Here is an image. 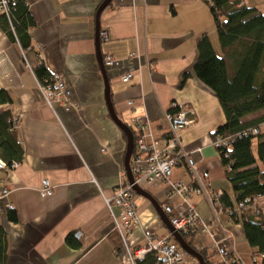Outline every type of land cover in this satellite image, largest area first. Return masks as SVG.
Masks as SVG:
<instances>
[{"label": "crops", "instance_id": "0c3cea01", "mask_svg": "<svg viewBox=\"0 0 264 264\" xmlns=\"http://www.w3.org/2000/svg\"><path fill=\"white\" fill-rule=\"evenodd\" d=\"M103 1L25 0L34 21L29 51L9 38L0 18V88L11 99V103L0 104V112L8 111L18 118L15 130L23 149L22 160L12 162L17 164L15 169L0 170V191L8 190L1 200L4 251L0 264H131L123 250L115 247L112 218L104 202L113 196L122 175L126 176L127 141L105 102L95 20ZM229 3L264 13V0ZM203 33L215 54L222 56L206 0H110L99 15L102 63L107 56L115 61L104 66L114 113L132 134H136L134 119L149 121L147 140H155L163 148L168 137L164 117L171 104L190 110L194 123L179 132L181 142L188 151L201 149L191 157L209 174L210 189L226 193L237 210L225 169L211 145L212 133L224 123V114L212 91L193 71L198 57L196 39ZM39 64L48 74L61 76L69 91L67 110L59 104H45L33 72ZM127 73L133 76L124 83L120 78ZM184 74L187 78L180 85ZM257 77L264 79V67ZM130 101L131 107L127 104ZM242 121L263 122L264 109ZM173 178L190 184L184 163L173 169ZM44 179L53 186V193L41 198L38 189ZM139 187L160 206L180 203L177 196L168 195L165 183L143 182ZM200 197L193 195L190 201L214 238L220 241L227 236L247 264H252L253 256L264 264V256L256 255L248 245L242 224L221 215L225 233L219 232L209 207V214L198 211ZM7 203L13 206L15 221L9 219ZM135 203L139 225L129 235L131 246L144 242L142 229L157 236L169 232L150 202L136 195ZM254 204L264 219V194L255 198ZM113 212L117 213L116 209ZM77 231L81 233L79 239L75 237ZM69 235L74 246L67 242ZM186 239L207 250L206 264H221L212 252L213 239L206 233L197 230L194 237L188 235ZM183 264L199 263L193 257L184 258Z\"/></svg>", "mask_w": 264, "mask_h": 264}, {"label": "trees", "instance_id": "16d2710c", "mask_svg": "<svg viewBox=\"0 0 264 264\" xmlns=\"http://www.w3.org/2000/svg\"><path fill=\"white\" fill-rule=\"evenodd\" d=\"M6 2L8 13L0 14L3 29L22 50L29 51L32 49L30 29L34 27V21L25 0ZM206 5L222 56L215 54L207 34L203 33L196 39L198 57L193 71L212 91L224 114V123L212 133V140L227 135L234 137L229 148H216V151L238 207L247 198L255 199L264 194V131L260 129L264 121L259 124L242 121L247 115L264 109V79L257 80L258 73L264 67V13L244 6L232 7L229 0H206ZM33 72L40 82L50 77L42 64L35 66ZM186 78L187 74H184L180 85H183ZM8 103H11L8 93L0 88V104ZM11 120L10 112H0V155L8 166L23 158V149L16 130L12 129ZM253 128H259L256 135L250 132ZM133 136L135 140L134 133ZM219 204L224 219L240 222L248 245L255 249L256 255L264 256V219L259 211L249 206L235 210L226 193L220 197ZM249 210H252L251 214ZM229 212L233 214L229 215ZM9 219L16 220L11 211ZM113 233L115 247L121 251L120 238L116 232ZM181 235L205 262L208 261L207 250L198 249L191 240H187L186 237L190 234L181 232ZM194 235L195 233H191L190 236ZM67 240L74 246L71 235ZM3 251L4 244L0 236V259ZM212 252L215 253V250Z\"/></svg>", "mask_w": 264, "mask_h": 264}, {"label": "built area", "instance_id": "2783aa9c", "mask_svg": "<svg viewBox=\"0 0 264 264\" xmlns=\"http://www.w3.org/2000/svg\"><path fill=\"white\" fill-rule=\"evenodd\" d=\"M6 0H0V14H7ZM104 38V33L101 34ZM104 66L114 64V59L110 56L103 58ZM133 74L127 73L121 76L124 83L132 79ZM37 88L40 91L46 105L53 107L55 104L61 105L65 110L69 108L67 97L69 91L59 74H52L48 79L42 82L38 81ZM129 107L133 105L132 101L127 103ZM191 111L188 109L178 108L176 103L171 104V109L165 114V121L168 127V137L165 140L163 148L158 147L155 140L148 141L149 121L141 118L134 119L133 126L135 131V140L133 151L130 157V171L133 176L134 184L140 183H165L169 189V196H177L180 203L176 206L162 204L161 210L167 217L170 226L174 231L181 234L195 233L197 230L206 233L213 239V249L220 259L221 264H247L246 261L236 252L227 236L223 239L216 240L209 226L206 225L199 217L193 203L190 201L193 195H201L205 198L210 213L215 223V229L221 233H225L224 224L221 216V207L219 199L223 195L222 191H213L209 187V174L199 167V162L195 161L191 155L193 153H201V149L197 148L188 151L184 148L179 132L186 127L191 126L194 121L190 118ZM12 129H16L18 118L12 116ZM260 129L264 131V124ZM259 128L250 130L252 134H257ZM234 137L231 135L215 137L211 145L216 148L227 149L230 147ZM184 163L185 168L190 176V184L182 183L173 178V169ZM17 167L16 163L9 166L0 159V170L11 171ZM229 170V168H227ZM121 181L110 198H105L104 202L110 212L112 218V229L116 232L122 243V250L127 255L131 264H183V251L175 243L172 234L157 236L147 229H142L144 242L138 246H131L129 243V235L139 225L137 214V206L135 203L136 194L132 190V185L127 182L126 176L123 174ZM8 190L0 191V210L1 200L7 196ZM53 186L46 179L41 181L38 194L41 198L51 196ZM255 199H246L239 203L238 208L244 209L249 206L255 209ZM5 208L9 211L13 210L11 204H6ZM116 209L117 213L113 210ZM233 212H229V215ZM227 217V216H226ZM75 237H81L80 231L75 233ZM252 264H260L257 256L251 257Z\"/></svg>", "mask_w": 264, "mask_h": 264}, {"label": "water", "instance_id": "95a60500", "mask_svg": "<svg viewBox=\"0 0 264 264\" xmlns=\"http://www.w3.org/2000/svg\"><path fill=\"white\" fill-rule=\"evenodd\" d=\"M109 2H110V0H104L96 12V17H95V20H96V49H97V55L100 59L99 63L101 66V72H102L104 83H105V102L107 105L109 115H110L111 119L113 120V122L115 123V125L126 136L127 142H126V152H125V157H124V169H125L127 181L130 185H132V190L134 191V193L136 195L144 197L148 202H150L152 204V206L154 207L156 212L159 214L161 221L168 228L169 232L172 234L174 241L179 245V247L186 254L191 255L195 259H197L199 264H206L203 257L196 250H194L191 246H189V244H187V242L183 239L182 235L173 230V228L170 226L166 216L162 213V211L160 209V205L157 203L156 199H154L150 193L142 190L138 185L134 184L133 176H132V173L130 171V163H129L130 157H131V154L133 151V146H134L133 134L130 131V129L128 128V126L126 124H124L117 117V115L114 113V110H113V107L111 105L110 98H109V84H108V80H107V77L105 74L104 65L102 63L100 51H99V15H100L101 11L109 4Z\"/></svg>", "mask_w": 264, "mask_h": 264}, {"label": "rangeland", "instance_id": "374dc122", "mask_svg": "<svg viewBox=\"0 0 264 264\" xmlns=\"http://www.w3.org/2000/svg\"><path fill=\"white\" fill-rule=\"evenodd\" d=\"M201 199H202V201L199 203L198 211L200 213H202V214H204V213L205 214H209V212H208V206L206 207V205H207L206 200L204 199V197H202ZM183 255H184V258L193 259V257H191L190 255H188V254H186L184 252H183Z\"/></svg>", "mask_w": 264, "mask_h": 264}, {"label": "bare ground", "instance_id": "6f19581e", "mask_svg": "<svg viewBox=\"0 0 264 264\" xmlns=\"http://www.w3.org/2000/svg\"><path fill=\"white\" fill-rule=\"evenodd\" d=\"M133 132V131H132ZM237 203V202H236ZM237 214V213H236ZM191 235V234H190ZM188 236V235H187ZM183 239H184V237H183ZM188 243V242H187ZM190 243V242H189Z\"/></svg>", "mask_w": 264, "mask_h": 264}, {"label": "clouds", "instance_id": "9594fccd", "mask_svg": "<svg viewBox=\"0 0 264 264\" xmlns=\"http://www.w3.org/2000/svg\"><path fill=\"white\" fill-rule=\"evenodd\" d=\"M167 218V217H166Z\"/></svg>", "mask_w": 264, "mask_h": 264}]
</instances>
